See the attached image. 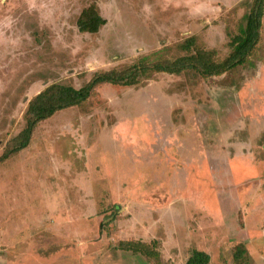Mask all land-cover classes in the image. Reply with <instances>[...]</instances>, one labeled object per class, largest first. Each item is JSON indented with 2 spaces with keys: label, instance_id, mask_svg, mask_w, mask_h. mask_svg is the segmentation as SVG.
I'll list each match as a JSON object with an SVG mask.
<instances>
[{
  "label": "rangeland",
  "instance_id": "1",
  "mask_svg": "<svg viewBox=\"0 0 264 264\" xmlns=\"http://www.w3.org/2000/svg\"><path fill=\"white\" fill-rule=\"evenodd\" d=\"M252 0H0V155L46 86L183 55L222 60ZM105 20L80 33L81 11ZM247 62L219 77L104 84L0 163V264H264V16ZM139 241L150 260L118 247Z\"/></svg>",
  "mask_w": 264,
  "mask_h": 264
},
{
  "label": "trees",
  "instance_id": "2",
  "mask_svg": "<svg viewBox=\"0 0 264 264\" xmlns=\"http://www.w3.org/2000/svg\"><path fill=\"white\" fill-rule=\"evenodd\" d=\"M264 16V0H252L247 12L242 16L243 24L238 26V32L231 36L230 53L222 60L216 57L214 51L206 50L193 38H186L178 48L183 55L174 58H163L155 63L134 62L121 69L116 67L96 72L82 87L54 83L46 86L33 96L27 103L23 115L24 126L3 147L0 163L11 159L17 153L28 147L32 141L36 127L52 117L55 113L83 105L93 96L99 86L104 84L120 87H132L149 79L153 74L165 73L180 75L190 72L205 79L219 77L237 67L243 66L256 49L260 40L259 30ZM105 20L99 15L93 4L83 9L77 19L78 32L96 34ZM118 247L133 254H140L150 260L157 256L142 242H119ZM235 264H253L243 245H238L233 253ZM210 257L206 252L191 250L184 264H209Z\"/></svg>",
  "mask_w": 264,
  "mask_h": 264
},
{
  "label": "crops",
  "instance_id": "3",
  "mask_svg": "<svg viewBox=\"0 0 264 264\" xmlns=\"http://www.w3.org/2000/svg\"><path fill=\"white\" fill-rule=\"evenodd\" d=\"M262 248H264V247H262Z\"/></svg>",
  "mask_w": 264,
  "mask_h": 264
}]
</instances>
